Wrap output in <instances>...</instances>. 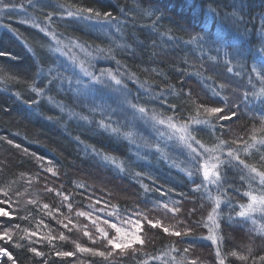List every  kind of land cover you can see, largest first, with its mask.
<instances>
[{
    "label": "trees",
    "instance_id": "obj_1",
    "mask_svg": "<svg viewBox=\"0 0 264 264\" xmlns=\"http://www.w3.org/2000/svg\"><path fill=\"white\" fill-rule=\"evenodd\" d=\"M20 1L28 4V0ZM241 4L244 21L235 24L232 16ZM69 6H74L73 10L92 7L112 12L117 17L121 26V31L115 34L120 37L117 42L129 46L128 50H117L119 65L95 52L96 47L112 44L115 29L102 22L63 14ZM28 8L33 17L52 13L51 22L47 20L41 27L60 35L59 39L65 44L78 41L85 46V52L76 49L73 54L85 59L91 65L89 70L112 69L115 73L124 71L126 66L127 71L134 72L140 83L125 78L131 93L129 97L134 102L154 110L161 117L175 116L178 123L209 120L210 123L190 125L205 147L213 148L220 140H225L227 146L236 149L238 145L233 141L239 139L241 158L264 171V162L260 160L264 148L251 140L253 129L258 139L264 137V132L260 131L264 127L261 122L264 103L251 95L247 101L243 99L245 91L258 93L264 88V83L251 71L254 65L258 69L261 67L257 49L261 43L264 0H33V6L28 5ZM212 9L216 10L218 18L213 17ZM151 12L161 17L155 27V17L149 18ZM13 16L11 29L14 33L0 26V50L12 54L0 57V137L4 138L0 139V201H7L0 203V208L9 213L0 216V225H21L20 230H14L13 240L25 236L18 242L26 246L32 243L38 251L46 253L45 257H36L14 247L11 241L0 240V245L18 259V264H42L45 259L47 264H190L192 260L197 264H217V247L222 254L236 250L243 255H249L251 247L253 253L246 262L229 255L225 264H253V256L264 254V239L258 235L264 233L260 213L255 214V222L244 223L238 217L235 218L238 222L228 220L230 213L235 217L239 206L248 202L244 193L259 195L264 191L258 176L249 174L234 161L222 169L226 172L227 191L221 197V215L217 217L222 221L221 227L214 233L222 239L214 244L208 239L213 233L209 232L212 222L207 217L214 206V198L221 194L208 184L199 191L193 190L201 184L202 175L197 172L189 176L188 173L194 171L191 163L189 168L182 162L181 166L178 164L179 159L188 161L192 155L177 150L176 145L168 146L174 140L166 141L140 125L137 128L128 113L125 115L124 110L117 107L116 96L109 89L81 102L75 98V85L69 89L66 84L61 87L57 82L45 95L37 97L31 87L41 81L42 77L37 75L41 68L47 74L53 62L55 66L71 67L72 64L68 63L67 56L54 50L55 42L49 35L32 22H20L26 15ZM7 19L5 17L0 23H7ZM205 23V31L210 33L223 30L236 36L247 29L240 48L242 55L231 65H226L223 53L218 61H211L208 57L216 55L214 50L209 51L206 45L201 52L197 44L190 42V37L200 32ZM228 66L233 67V72L227 71ZM83 79L87 81V77ZM220 84L225 88L220 89ZM217 92L220 95L217 96ZM34 99L38 103L32 104ZM224 101L240 104L238 119L217 120L202 111L197 113L199 103L223 107ZM57 102L65 105L64 111L57 107ZM93 103L117 110L118 123L117 116L112 120L120 129L119 135L98 127L103 112L99 109L91 112ZM170 104L176 107L172 109ZM69 110L87 115L89 119L70 116ZM226 113L227 109L220 115ZM8 140L13 143L9 144ZM157 143L159 150L155 147ZM245 144L251 145L248 153L244 152ZM93 149L115 158L116 164L105 161ZM49 166L57 175L45 170ZM241 174L244 180L240 179ZM48 188L54 191L49 192ZM5 191L7 197L3 194ZM57 191L69 195V201H64ZM97 199L100 200L98 204L95 203ZM32 200L36 203H29ZM68 203L72 204L71 210ZM163 203L181 210L173 215L162 207ZM44 204L50 207L44 209ZM112 206L125 219L134 220L136 211H149L153 218L161 219L165 227L192 231L177 237L164 233L162 228L150 229L145 225L141 234L147 243L144 247L135 246V252L107 259L79 252L72 257L55 255L56 251H76L75 243L104 250L99 239L93 243L83 235V226L89 225L91 229V221L76 213L104 208L105 212H94L93 216L99 215L121 226L119 217L106 216V212L113 211ZM69 219L71 224H68ZM64 224H68V228H64ZM23 229L36 235L29 240ZM61 232L65 240L59 239ZM113 233L114 230L110 234ZM145 233L148 235L144 236ZM48 236L55 239L49 242L45 239ZM186 248L188 252H184ZM255 264H260L259 260Z\"/></svg>",
    "mask_w": 264,
    "mask_h": 264
},
{
    "label": "snow or ice",
    "instance_id": "obj_2",
    "mask_svg": "<svg viewBox=\"0 0 264 264\" xmlns=\"http://www.w3.org/2000/svg\"><path fill=\"white\" fill-rule=\"evenodd\" d=\"M29 7L33 6V0H28ZM69 6L63 14L69 17H78L81 19H88L90 21L95 20L96 22H102L104 25L114 28L115 33H113L112 44L108 47H96L95 52L97 54L103 55L105 58H111L116 61L119 65L121 61L117 59L118 52L117 50H128L129 46L124 43H118L117 40L120 37L116 36V33L121 31V26L118 23L117 17L113 15L112 12H101L92 7H75ZM17 9L24 10L26 12L25 6L20 0H0V13H4V16H11L13 12ZM7 10V11H6ZM213 17H215L216 10L212 9ZM52 13H48L45 15V19L51 22ZM155 17L153 20V27H155L156 23L159 22L161 17L156 16L155 12L149 13V18ZM233 22L235 24L243 23V4L233 13L232 16ZM21 23H29L30 19H25L20 21ZM261 36H260V47L257 49V55L261 57L260 65L261 67L258 69L255 65L252 67V73L260 79L261 83H264V18L261 21ZM8 27L9 30L15 31L11 29L9 25H4ZM40 29L41 32H45L47 35L51 37V39L55 42V51L57 53L63 54L67 56L72 66L65 67L55 66V62H53V67L48 68L47 74L44 73L43 68L39 70L37 73L38 76H41L42 79L39 83H34L31 87V91L35 93L37 97L43 96L46 94V90L50 89L52 85L55 83H59L61 87L65 84L69 89L75 85V92L77 94V98L83 102L84 99H87L89 96H94L95 93L101 92L106 89H111L114 92L118 93L121 97V103L117 106L118 108H123L124 105H127L131 111V115L134 119L144 120L152 124L155 128L159 137L164 138L167 137L169 141L175 140L177 143L187 148L192 157L190 158V163L194 169V171H190L189 176L194 175L195 173H200L202 175V182L199 185L194 187V191H199V189L204 185H212L215 186L217 192L221 195H218L214 198V206L211 208V212L208 215L207 219L212 222V227L209 228V232L213 233L208 236L214 244H217L218 241L222 239V237H218L215 235V231L221 227V220L218 219L221 215L219 211L221 209V197L226 193L227 189L225 185L227 184L226 172L222 171V169L228 168L232 162H236L238 165H242L243 169H246L249 174H255V176L259 177V182L262 188H264V171L259 170L257 167L249 165L245 159L241 158L239 143L240 140H234L233 143H236L238 147L236 149L231 148L228 145V141L220 140V142L213 148L205 147V145L201 142L197 136L193 134L195 131L191 129L190 125L192 123L201 124V123H210L209 120L204 119H195L193 121H184L183 123H178L176 121L175 116L161 117L156 114L154 110L149 109L146 106H142L133 100H129V96L131 93L127 90V80H132L133 82L140 83L136 74L134 72L127 71L125 66L124 71L113 72L112 69H101L99 71L89 70L91 65L85 59H80L77 55H74L73 52L76 49H79L81 52H85L86 48L84 45L80 44L78 41H72L69 44H65L63 41L57 38L56 34L50 31L47 27H41L39 24L34 25ZM207 28V24L200 29V32L192 35L190 37V42L197 44V46L201 49V52L204 51L205 46H208L209 51H215L216 55L209 56L208 59L211 61H218L220 59L221 53H223V57L225 58L226 65H231L233 60L236 57L242 55L240 48L243 44V37L247 34V29L245 28V32L236 36H232L229 33L221 30L216 33H210L205 31ZM239 41V43H238ZM114 45V47L112 46ZM12 54L6 51L0 50V57L3 56H11ZM87 55L91 56L93 53L87 52ZM86 64L88 66H86ZM78 69V71H77ZM147 71V70H146ZM227 71L229 73L233 72V67L228 66ZM239 75V73H237ZM83 77H87V81L83 79ZM251 77L249 78V84H251ZM144 85L141 84V87ZM220 89H224L225 85L220 84ZM190 95V93H189ZM216 95H220L219 92ZM249 95L259 98L261 103H264V88H261L257 93L255 91H245L243 94L244 101H247ZM49 100H52L49 97ZM164 103H167L166 99H163ZM26 103H28L26 101ZM32 104L38 103V100H32ZM57 107L60 108L61 111H64L65 105L57 102ZM170 108L174 109L176 107L175 104H170ZM103 112L102 119L98 122V127L102 128L105 131H109L111 133L120 134V129L115 126L112 117L117 116L118 113L116 109L110 108V106L105 105H96L92 104L90 111L95 113L97 110ZM225 109H227V113L224 115H220L221 113H225ZM240 109L239 103H233L229 101H224L223 107L216 106H207L204 103H199L197 105V113L205 114L207 117H215L217 120H230L232 118H239L238 111ZM69 115L73 117H78L82 120H88L89 117L87 115H81L74 111L69 110ZM119 117L117 118L116 123H118ZM261 122L264 124V115L261 116ZM159 126V127H157ZM261 132H264V127H261ZM256 129H253V134L251 136V140L253 144L258 143L264 148V137L257 138ZM130 135V133H128ZM0 139H4L0 137ZM77 139H79L77 137ZM9 144H12L13 141L8 140ZM19 148V145H15ZM227 146V147H226ZM251 145L245 144L244 152L248 153V149ZM156 149L159 150L160 145L157 143L155 145ZM27 151V150H25ZM96 152L95 149H93ZM97 155H102L105 161H111V163L116 164L115 158L109 157L100 152H96ZM260 160L264 162V156L260 157ZM50 163V162H49ZM121 170H123V167ZM47 172L52 173V175H57L54 169L49 166L45 169ZM140 173H137V176H140ZM241 180L245 179V176L241 174ZM49 192L54 191L52 188L47 189ZM4 196H8V193L5 191ZM56 194L58 196H63L64 201H69V195L64 194L60 191H57ZM245 196L248 197V202L246 204H241L240 210L235 211V217L230 213L228 216L229 222H238L235 221V218H241L244 223H247L249 220L255 222V214L260 213L261 220H264V191H262L259 195L253 194L252 192L244 193ZM211 199V197H210ZM7 201H0V203H6ZM31 204H35L34 200L29 201ZM95 203H100V200L97 199ZM50 206L48 204H44L43 208L48 209ZM67 207L69 210L72 209V204L68 203ZM113 207L112 212H106V216L119 217L121 220V226H118L117 223L111 222L109 219L104 218L101 219L99 215L93 216V213L105 212L104 208L100 209H92L90 211H77L76 215L78 217H85L91 221V229H89V225H84L83 235L88 237L93 243L99 239L103 245L104 250H100L98 248L93 247H84L80 243H75L76 251H56L55 255L58 257H72L75 256L77 252L79 253H88L93 256L103 257L105 259L114 256H123L127 252L136 251L135 246L144 247L147 241L142 237V231L144 226H148L150 229L162 228L163 232L173 236H182L189 234L192 230L190 228L185 229L184 231L175 230V228L165 227L162 223V220L159 218H153L149 211H136L135 219L133 220L131 217L128 219H124L120 216V213L115 210V206ZM162 207L167 211L171 212L173 215L180 212V208L178 206L169 207L168 203H163ZM58 210V209H57ZM195 211V209H193ZM51 214V213H50ZM215 214V215H214ZM9 213L0 208V216H8ZM27 219V217H24ZM72 221L69 219L68 224H71ZM68 224H64V228H68ZM124 224L131 225V228L124 227ZM103 225V226H101ZM73 227H77V225L73 224ZM21 225L14 224L12 227H4L0 225V240H5L6 242L11 241L13 246L19 249H22L26 252H30L34 254L36 257H45L46 253L43 251H38L32 243H29L27 246L18 242V240L25 239V236H18L17 240H13L14 230H20ZM114 230L113 234L112 233ZM27 234L28 239L32 236H35V232H30L28 229L22 230ZM262 239H264V233H258ZM49 242H51L55 237H45ZM60 240H65L66 236L63 232L59 235ZM189 250L186 248L184 252H188ZM248 253L251 255L253 253V249L251 247L248 248ZM232 256L240 261H247L249 259V255L240 254L238 251L233 250L230 253L222 254L221 249L217 247L216 256H217V264H225V260L227 256ZM0 257H6V261H0V264H18V259L7 250V248L0 245ZM174 259V258H173ZM256 260H259L260 264H264V254L259 256H253V264H255ZM42 264H47V260H43ZM182 264V262H180ZM190 264H197L195 260H192Z\"/></svg>",
    "mask_w": 264,
    "mask_h": 264
},
{
    "label": "rangeland",
    "instance_id": "obj_3",
    "mask_svg": "<svg viewBox=\"0 0 264 264\" xmlns=\"http://www.w3.org/2000/svg\"><path fill=\"white\" fill-rule=\"evenodd\" d=\"M68 57H66V59H67ZM66 61H68V60H66ZM68 63H71V61H68ZM94 71V70H93ZM96 71V70H95ZM97 71H99V70H97ZM109 90H111V89H109ZM112 92H114L113 90H111ZM116 94V93H115ZM117 98H118V96H116ZM117 103H121V98H119L118 100H115ZM121 109H123L124 111H126L125 113H128L127 115H128V117L130 118V120L131 121H133L134 123H136V126H137V128H138V126L140 125V126H142V127H146L148 130H150V131H152V132H154V133H157L156 132V130H155V128L152 126V124L151 123H149V122H147V121H144V120H139L138 118L137 119H134L133 118V116L131 115V111H130V109L128 108V106L127 105H124V107L123 108H121ZM157 127H159V126H157ZM140 132H142L141 130H140ZM143 133V132H142ZM164 138H166V141H169L168 139H167V137H164ZM172 144H168V146H175L176 147V149L177 150H179V151H182L183 152V150L184 151H186V153H188V154H190V156L192 155L191 154V152L187 149V148H185V147H183L182 145H180L179 143H177L175 140L173 141V142H171ZM188 161H186V160H183V161H181V159H179V161H178V164H180V166L182 165L181 164V162L184 164V166L185 167H188L189 168V166H190V159H187ZM4 211H6L7 212V209H5V208H3V207H1ZM125 219V218H124ZM89 220V219H88ZM90 221V220H89ZM125 225H129V224H124L123 226H125ZM128 228V227H127ZM129 228H131V227H129ZM143 232V231H142ZM146 235H144V236H147L148 234L147 233H145ZM143 236V235H142ZM5 257H0V261H2L3 259H4Z\"/></svg>",
    "mask_w": 264,
    "mask_h": 264
},
{
    "label": "bare ground",
    "instance_id": "obj_4",
    "mask_svg": "<svg viewBox=\"0 0 264 264\" xmlns=\"http://www.w3.org/2000/svg\"><path fill=\"white\" fill-rule=\"evenodd\" d=\"M20 2H22V1H20ZM23 4H24V6H25V9H26V12L24 11V10H21V9H17L15 12H13L12 14H11V16H4V13H0V22L1 21H3V19L5 18V17H8V19H7V23H0V26L4 29V28H7L8 29V31H10V33H14V31H11V30H9V28L8 27H5L4 25H9L10 27H11V23H13L14 22V20H15V16H13L14 14H20V13H23L24 15H26V17H25V19L27 18V17H30V22H32L33 23V25H36V24H39L40 26H44V25H46L47 24V20L45 19V17H33L34 16V14H32V11L28 8V4L24 1V2H22ZM7 11V10H6ZM31 15V16H30ZM215 17L216 18H218L219 16L216 14L215 15ZM36 27V26H35ZM57 36V35H56ZM59 37H60V35H58L57 36V38L59 39ZM49 38L51 39V37L49 36ZM259 39H260V37H259ZM52 40V39H51ZM59 54V53H58ZM112 92V91H111ZM113 95H115V96H118V98L117 97H115V99H119V98H121L120 97V95L118 94V93H116L115 94V92H113ZM75 98L76 99H78L77 98V96H75ZM129 98V100H132V99H130V97H128ZM78 100H80V99H78ZM126 111H123V113H125ZM125 115H126V113H125Z\"/></svg>",
    "mask_w": 264,
    "mask_h": 264
}]
</instances>
